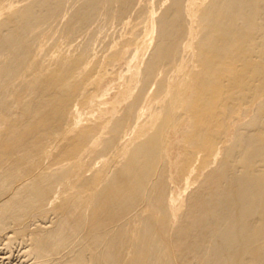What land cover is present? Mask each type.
<instances>
[{"label":"bare ground","instance_id":"obj_1","mask_svg":"<svg viewBox=\"0 0 264 264\" xmlns=\"http://www.w3.org/2000/svg\"><path fill=\"white\" fill-rule=\"evenodd\" d=\"M0 264H264V0H0Z\"/></svg>","mask_w":264,"mask_h":264}]
</instances>
